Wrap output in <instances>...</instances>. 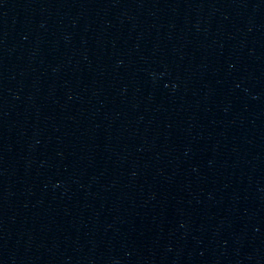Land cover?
Wrapping results in <instances>:
<instances>
[{
    "label": "water",
    "instance_id": "95a60500",
    "mask_svg": "<svg viewBox=\"0 0 264 264\" xmlns=\"http://www.w3.org/2000/svg\"><path fill=\"white\" fill-rule=\"evenodd\" d=\"M0 264H264V0H0Z\"/></svg>",
    "mask_w": 264,
    "mask_h": 264
}]
</instances>
